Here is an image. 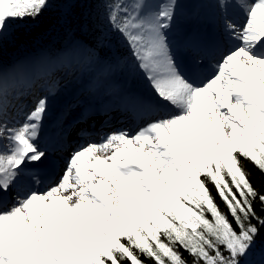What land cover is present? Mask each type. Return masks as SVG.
Wrapping results in <instances>:
<instances>
[{"label": "snow or ice", "instance_id": "1", "mask_svg": "<svg viewBox=\"0 0 264 264\" xmlns=\"http://www.w3.org/2000/svg\"><path fill=\"white\" fill-rule=\"evenodd\" d=\"M207 6L211 63L179 0H0V56L54 13L89 36L0 60V264H264V0ZM85 77L84 119L112 97L142 124L43 143L48 93Z\"/></svg>", "mask_w": 264, "mask_h": 264}, {"label": "trees", "instance_id": "2", "mask_svg": "<svg viewBox=\"0 0 264 264\" xmlns=\"http://www.w3.org/2000/svg\"><path fill=\"white\" fill-rule=\"evenodd\" d=\"M82 9H73L72 13L67 18H62L59 14H53L49 18L42 21L40 24L32 26L24 31L20 36L15 46H9L5 49L0 60L3 64H6L14 56L22 51L30 50L36 46H45L51 43L50 36L53 35L52 29L56 28L58 35H56L57 42L63 43L71 36H81L84 40L89 39L88 34L85 31V19L81 15ZM53 41V40H52ZM60 43V44H61ZM44 44V45H43ZM119 52L125 54L123 49H118ZM253 183L256 187H261L264 181L261 180L259 172L252 169Z\"/></svg>", "mask_w": 264, "mask_h": 264}, {"label": "rangeland", "instance_id": "3", "mask_svg": "<svg viewBox=\"0 0 264 264\" xmlns=\"http://www.w3.org/2000/svg\"><path fill=\"white\" fill-rule=\"evenodd\" d=\"M162 0H154L155 3H158V4H162L161 2ZM182 2L184 3L185 6H187V4H189V0H182ZM129 78L133 79L132 76H129ZM122 83H125L126 85H128L127 83L129 84H133L134 82L130 81V80H126L125 82H122Z\"/></svg>", "mask_w": 264, "mask_h": 264}, {"label": "bare ground", "instance_id": "4", "mask_svg": "<svg viewBox=\"0 0 264 264\" xmlns=\"http://www.w3.org/2000/svg\"><path fill=\"white\" fill-rule=\"evenodd\" d=\"M209 51H211V50H209ZM75 85V84H74ZM73 89V87L70 89V91Z\"/></svg>", "mask_w": 264, "mask_h": 264}]
</instances>
